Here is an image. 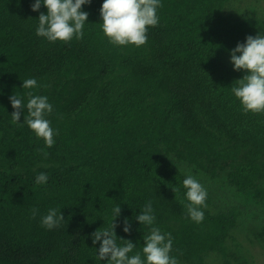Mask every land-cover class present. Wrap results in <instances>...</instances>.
I'll return each instance as SVG.
<instances>
[{
  "label": "trees",
  "instance_id": "1",
  "mask_svg": "<svg viewBox=\"0 0 264 264\" xmlns=\"http://www.w3.org/2000/svg\"><path fill=\"white\" fill-rule=\"evenodd\" d=\"M35 2L0 0V264H108L92 234L112 222L117 244L131 240L128 255L145 262L152 227L171 233L178 264L264 254V112L243 110L232 88L248 73L231 62L238 44L264 35V0H161L140 47L109 42L104 0L82 6V39L50 42L36 34L48 10ZM28 78L38 86L24 89ZM29 93L53 105L52 147L24 122ZM14 94L25 105L17 123ZM189 175L208 193L202 223L185 206ZM149 201L150 226L136 219ZM49 209L62 212L59 227L42 226Z\"/></svg>",
  "mask_w": 264,
  "mask_h": 264
},
{
  "label": "clouds",
  "instance_id": "2",
  "mask_svg": "<svg viewBox=\"0 0 264 264\" xmlns=\"http://www.w3.org/2000/svg\"><path fill=\"white\" fill-rule=\"evenodd\" d=\"M91 0H36L32 5V11H39L43 4L47 8V14L41 12L38 19L36 34L47 38L50 42L57 40L70 42L73 38H83V28L88 20L89 13L82 11V6L90 4ZM161 0H104L101 8L102 29L109 42L114 45L143 46L148 40L149 27H155L159 23L158 9L162 8ZM231 62L235 70H245L248 74L242 79L235 81L236 85L232 92L241 102L245 113L264 112V35L253 37L249 35L246 43H240L231 50ZM35 78L23 81L24 89L37 87ZM15 111L11 114L13 123L20 121L21 113L25 109L23 98L16 94L10 97ZM28 116L24 122L33 130L38 138L45 141L47 147L55 143V135L58 133L51 127V122L45 118L53 111V105L49 103L47 96L29 93L26 105ZM42 151V150H41ZM47 156V153H44ZM48 176L40 173L36 177L37 184H46ZM187 189L186 198L190 202L185 205L188 215L196 223H202L206 208L207 190L193 176L189 175L183 180ZM175 193L178 189L174 188ZM115 219L121 215V207L113 210ZM38 214V209H33V218ZM114 219V220H115ZM136 219L144 225H153L155 216L151 201H149L142 214ZM113 220V221H114ZM65 221L61 211L49 209L48 214L42 217L41 224L47 229L59 227ZM112 222L111 228H99L93 235V243L102 240L99 248V258L108 260V264H178V260L171 256L172 236L171 233H162L159 228L152 227L150 234L144 236L145 246L142 251L146 262L140 253L129 256L136 245L131 240H126L123 246L117 244L115 228ZM124 231H131L130 223L125 220ZM122 239V238H120ZM124 240V239H122Z\"/></svg>",
  "mask_w": 264,
  "mask_h": 264
},
{
  "label": "rangeland",
  "instance_id": "3",
  "mask_svg": "<svg viewBox=\"0 0 264 264\" xmlns=\"http://www.w3.org/2000/svg\"><path fill=\"white\" fill-rule=\"evenodd\" d=\"M258 7V6H256ZM252 224L256 225V222H253ZM250 227V226H249ZM249 249L250 255H249V261H251L250 264H264V254H262V249L261 248H256V249ZM258 250V254H257ZM251 255H254L255 257H252Z\"/></svg>",
  "mask_w": 264,
  "mask_h": 264
}]
</instances>
